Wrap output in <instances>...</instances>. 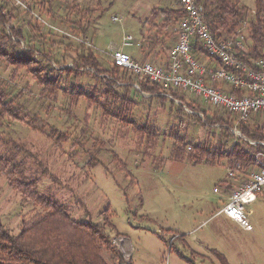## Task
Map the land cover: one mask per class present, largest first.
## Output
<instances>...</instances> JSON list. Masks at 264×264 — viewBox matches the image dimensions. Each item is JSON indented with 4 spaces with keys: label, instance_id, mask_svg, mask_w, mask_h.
<instances>
[{
    "label": "rangeland",
    "instance_id": "374dc122",
    "mask_svg": "<svg viewBox=\"0 0 264 264\" xmlns=\"http://www.w3.org/2000/svg\"><path fill=\"white\" fill-rule=\"evenodd\" d=\"M254 2L238 0V5L252 14ZM0 7L12 14L11 25L22 30L24 40L18 52H34L36 65L46 77L51 76L47 70L53 69L61 89L95 92L108 108L106 114L85 98L73 100L61 90L50 95L25 69L0 60V88L42 120L36 129L18 121L1 123L0 157L13 159L24 177L37 180L39 192L67 206L74 220L103 227L126 263L188 264L182 256L193 264H218L212 253L216 250L229 264H264V196L246 206L251 210L252 232L217 215L229 196L220 185L235 189L252 167L245 173H233L227 159H217L211 166L196 165L188 158L190 147L196 144L218 154L228 153L238 138L248 144L258 142L243 138L236 120L229 128L232 138L221 135L218 125L207 129L187 118L193 113L202 122L203 113L208 118L234 117L182 93L175 94L182 97L179 102L187 116L176 114L169 102L161 106L136 90L134 85L139 88L143 80L128 71L120 73V86L115 90L128 95L133 105L119 108V103L99 94L103 85L91 76L64 77L60 73L72 68L77 56L88 53L109 69L114 64V50L124 51L137 62L141 50L158 51L161 63L167 61L173 32L159 45L152 28L159 23V16L150 14L153 9H179L177 0H0ZM243 26L239 35L246 34ZM124 36L132 38L128 47L122 46ZM126 84L136 92L127 93ZM165 96L175 98L171 93ZM188 105L200 111H192ZM110 111L123 114L137 126L156 130V139L147 140ZM243 124L264 130V114ZM53 130L64 141L49 137ZM175 137L187 145L181 158L175 156ZM44 213L42 208L25 203L0 173V222L5 228L16 234L22 222ZM103 256L109 264H117L109 250H104Z\"/></svg>",
    "mask_w": 264,
    "mask_h": 264
},
{
    "label": "trees",
    "instance_id": "16d2710c",
    "mask_svg": "<svg viewBox=\"0 0 264 264\" xmlns=\"http://www.w3.org/2000/svg\"><path fill=\"white\" fill-rule=\"evenodd\" d=\"M195 1L202 6L208 30L215 40L226 41L241 37L246 49L237 52L236 55L240 60L250 64L252 61L264 59V0H255L254 13L252 14H250L248 8L240 7L238 0ZM47 11L49 10L47 9ZM150 15L152 17L159 16V23L152 25L155 31L154 38L158 40V44H161L162 38L173 32V37L171 38L173 46L177 36L176 27L183 15L181 8L177 10L153 9ZM12 20V14L5 12L0 7V60L2 62L18 69H25L33 75L36 81L44 86L43 90H47L50 95H54L61 90L73 100L85 98L89 104L97 106L102 112L108 114V108L99 101L95 92L85 93L81 88L61 89L60 80L55 77L53 69L47 70L51 76L46 77L41 67L36 65L38 62L34 58V52L29 49L18 52L24 36L21 28H15L11 25ZM242 26L245 30V35H239V30ZM246 40L250 42L249 46L246 45ZM145 51L146 54H152L154 57L159 55L158 51L156 54L152 50ZM144 61L138 62L143 63ZM125 71L114 64L109 69L103 68L97 58L88 53L77 56L72 62V68H63L60 73L64 77L79 76L82 73L91 76L103 85L104 91L103 93L99 92V94H103L105 99L119 103V108L124 107L126 109L133 105V102L128 98V95L122 96L115 90V88L120 86V73ZM126 87L128 89L127 93L130 90L136 92L132 85L126 84ZM139 91L141 94L149 96L152 100L159 101L161 106L169 102L170 106L175 108L176 114L185 115L182 104L177 105L174 103V101L182 102L181 96L177 97L178 99L176 98L175 93L178 92L163 89L147 81L139 84ZM162 93H171L175 98L169 100ZM8 96L9 94L0 88V124L5 120H9L22 122L32 129L38 128L42 120L37 114L28 112L24 106L15 103ZM188 106L192 111L198 108L194 105ZM197 111H200L199 108ZM109 114L123 123L131 125L133 129L145 136L147 140L156 139V130L151 127L137 126L127 120L123 114H115L111 111ZM204 114L206 115V113ZM191 115L185 116L192 118L204 128L212 129L218 125L221 135L230 134L229 128L233 127V121L235 120L233 117L231 119L228 116L223 118L222 115H213L211 118L204 115L205 120L202 122L197 114L193 113ZM237 124L241 136L246 140L264 141V130L261 127L253 129L247 124ZM230 136L233 138L231 134ZM49 137H56L57 141H64L62 135L55 130L52 131ZM176 139L175 156L181 158L180 155L184 151L183 147L187 145L182 139L175 137ZM263 150L264 148L261 146H251L246 141L238 138L228 153L222 151L215 154L200 145H192L188 158L196 165L203 163L211 166L215 164L217 159L218 161L227 159L228 166L233 173H245L247 169L254 166L256 153ZM0 173L5 176L10 186L20 193L25 203L36 205L45 210L43 215L37 216L30 222H22L16 234H13L0 222V264H109L103 256L104 250H109L112 253L117 264H130L126 263L122 252L105 235L103 227H99L92 222L74 220L70 216L69 208L40 193L38 190L39 182L33 179H26L22 169L16 163H13V159L5 156L0 157ZM220 187L225 188V193L227 194L233 190V186L225 183L221 184ZM177 238L175 237L173 242ZM172 243H170V247H172ZM212 253L218 264H229L226 257L220 252L212 250ZM181 259L188 264H193L192 261L182 256Z\"/></svg>",
    "mask_w": 264,
    "mask_h": 264
},
{
    "label": "built area",
    "instance_id": "2783aa9c",
    "mask_svg": "<svg viewBox=\"0 0 264 264\" xmlns=\"http://www.w3.org/2000/svg\"><path fill=\"white\" fill-rule=\"evenodd\" d=\"M178 4L183 15L165 65L139 63L122 50L112 51L114 65L134 78L201 99L234 117L237 123H247L252 117L264 114V59L250 64L240 60L236 55L244 50L240 39L215 40L208 30L202 6L195 0H178ZM131 42L130 36H124L122 46L128 47ZM134 88L139 90L137 85ZM249 144L264 148V141ZM260 196H264V150L256 153L247 178L229 193L217 215H223L245 232H252L251 210L246 206Z\"/></svg>",
    "mask_w": 264,
    "mask_h": 264
},
{
    "label": "crops",
    "instance_id": "0c3cea01",
    "mask_svg": "<svg viewBox=\"0 0 264 264\" xmlns=\"http://www.w3.org/2000/svg\"><path fill=\"white\" fill-rule=\"evenodd\" d=\"M135 51H131L130 52V54H133V55H135V56H137V54H135L134 53ZM146 51H142L141 50V54L138 56L139 57V60L138 61H142V60H145V62L146 61H150V60H152V61H154V63H156V64H154V65H157V66H163V65H165L166 64V60H165V62H163V63H161V57H159V56H156V57H154V55H148V54H146ZM228 220V219H227ZM229 221V220H228ZM231 222V221H230ZM231 223H233V222H231ZM235 224V223H234Z\"/></svg>",
    "mask_w": 264,
    "mask_h": 264
}]
</instances>
